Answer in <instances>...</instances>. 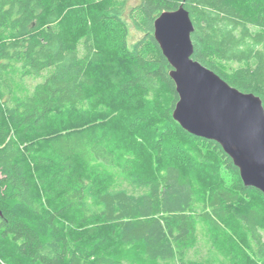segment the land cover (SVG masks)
<instances>
[{
    "label": "trees",
    "instance_id": "16d2710c",
    "mask_svg": "<svg viewBox=\"0 0 264 264\" xmlns=\"http://www.w3.org/2000/svg\"><path fill=\"white\" fill-rule=\"evenodd\" d=\"M125 2L0 0V264H264V194L173 119L153 35L183 5L192 57L264 107V0H138L131 47ZM105 114L117 129L94 123ZM145 142L161 150L153 171L135 158ZM199 223L222 258H188Z\"/></svg>",
    "mask_w": 264,
    "mask_h": 264
},
{
    "label": "water",
    "instance_id": "95a60500",
    "mask_svg": "<svg viewBox=\"0 0 264 264\" xmlns=\"http://www.w3.org/2000/svg\"><path fill=\"white\" fill-rule=\"evenodd\" d=\"M153 28L178 94L173 119L188 133L217 142L238 168L243 184L264 194L261 98L231 86L192 57L194 28L183 5L162 11Z\"/></svg>",
    "mask_w": 264,
    "mask_h": 264
},
{
    "label": "rangeland",
    "instance_id": "374dc122",
    "mask_svg": "<svg viewBox=\"0 0 264 264\" xmlns=\"http://www.w3.org/2000/svg\"><path fill=\"white\" fill-rule=\"evenodd\" d=\"M137 3H138V0H126L124 10L121 14V19L124 22V24L126 25V29H127L126 40H127V45L129 47H131L134 44V42L137 41L138 39H140L142 36V32L133 26L131 19H130V16H129L131 8L133 6H135ZM219 64L222 67L226 68L227 66L232 65L233 63H225L223 61H219ZM42 78H43V76L41 78H40V76H38L36 78L31 77V78L27 79V83L29 85H31L32 83L36 82L39 79L41 80ZM68 117H69V115H68ZM94 123L104 125L107 127L111 126V127L116 128L115 127L116 126L115 125L116 124L115 118L113 115H110V114H105V115H102L101 117L95 118ZM51 126L56 127V128H61L62 130L67 129V127H65V124L63 123V121H61L59 123H57V121L56 122L53 121ZM145 143H147L146 148H144L145 150L141 148L142 150H140V151L138 150L137 152H135L136 153L135 158L138 160L139 168H143V169H147L149 171H153V170H155V167H156V164L154 163V161L156 160L155 155L160 156V155H158L157 152H160L162 150V148H164V151H162L161 153H165V155L168 157V155L166 153L169 154V147L168 146L171 145V143L165 141L161 145V148H160L161 150L158 149V151H157L155 144L149 143V142H145ZM153 146H154L155 151L153 150ZM133 150L135 151V149H133ZM173 156L174 155H172V157ZM183 161L187 162L188 160L186 159ZM199 172H200V175H206L205 172L202 173L203 171L201 169ZM225 180L227 181L228 178L225 177ZM206 233H207L206 228L203 226V224L199 223L198 224V241L195 245V248L191 249L188 252V258L189 259L201 260L204 258L203 255L205 253L218 254L219 257L222 258L220 253H218L216 251L217 249L215 247H212L213 241H212V239H209V237ZM262 233H263V238H264V229L262 230ZM122 253L123 252H121L120 255H123ZM252 259H253L252 256L248 252L244 253L243 260L245 261L246 264H254ZM123 260H124L125 264H140V259L137 256V252H135L134 254H131L130 259L127 257H124Z\"/></svg>",
    "mask_w": 264,
    "mask_h": 264
}]
</instances>
